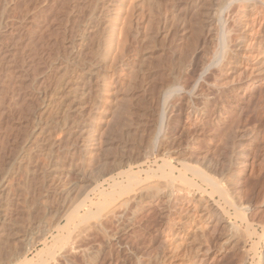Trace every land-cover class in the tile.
<instances>
[{
  "label": "bare ground",
  "instance_id": "6f19581e",
  "mask_svg": "<svg viewBox=\"0 0 264 264\" xmlns=\"http://www.w3.org/2000/svg\"><path fill=\"white\" fill-rule=\"evenodd\" d=\"M0 264H264V0H0Z\"/></svg>",
  "mask_w": 264,
  "mask_h": 264
},
{
  "label": "rangeland",
  "instance_id": "374dc122",
  "mask_svg": "<svg viewBox=\"0 0 264 264\" xmlns=\"http://www.w3.org/2000/svg\"><path fill=\"white\" fill-rule=\"evenodd\" d=\"M184 133V132H183ZM183 133L181 134V138L182 139H180V141L179 142H183V141H185V135L183 136ZM184 138V139H183ZM183 140V141H182ZM35 152H37V153H35ZM41 154V155H40ZM40 155V156H39ZM45 154L43 153V152H38L37 150H34V152H32V160H35L36 159V161H39V163L41 162V163H45L46 162V156H44ZM36 156L37 158H34V157ZM45 159V160H44ZM40 163V164H41ZM25 168H26V165L24 166ZM24 170H26V169H24ZM36 171H35V173H34V177L32 178V179H34L35 180V182H34V180H32V182H28V184L26 185V184H24L23 186L24 187H20V189H21V191H20V189H19V192L18 193H21L20 195V197H19V195H18V197L19 198H17V200L16 201H19V202H14L13 203V206L14 205H16V207L15 208H17V210L16 211H18L17 212V214L19 213L20 214V216H23V215H25L28 211L27 210H29V208L31 207V208H33V210H34V212H37L38 214H41L42 212H43V209H44V204L46 203L47 205V207L50 205V206H53L54 205V203H56V197H53V196H51V198H50V196H47L46 195V192H45V190L46 189H44L45 187H43V185L41 186V173H40V170H39V168L37 167L36 169H35ZM39 175V176H38ZM40 178V179H39ZM38 179V180H37ZM40 180V181H39ZM63 180V182L64 183H66L67 185H70V186H72L73 185V183H75V182H73V181H75L74 179H68V178H66L65 179V177H64V179H62ZM71 180H73V181H71ZM69 182H70V184H69ZM72 183V184H71ZM34 185V186H33ZM27 186H28V188H27ZM30 186H31V188H30ZM35 187V188H34ZM34 188V189H33ZM28 189V190H27ZM31 189H33V192H32V190ZM38 191V192H36V191ZM29 191V192H28ZM31 191V192H30ZM40 191V192H39ZM45 193V194H44ZM34 194V195H33ZM38 197H37V196ZM46 195V196H45ZM22 196H23V198H22ZM34 197V200H33V198L32 197ZM44 196V198H42ZM24 197H26V198H24ZM45 197H47V198H45ZM55 199V202L53 203L52 202V200H53V198ZM22 198V199H21ZM28 198V199H27ZM32 198V199H31ZM48 198H50V201H48L49 199ZM18 199H20V200H18ZM27 199V200H26ZM39 200V202L37 201V200ZM29 200V201H28ZM54 201V200H53ZM27 202H29V203H26ZM47 202H49V203H47ZM21 203V204H20ZM23 203V204H22ZM37 203H39L38 204V206H37ZM25 204H26V206H25ZM43 204V205H42ZM29 206V207H28ZM42 206V207H41ZM22 207H24V208H22ZM36 207H37V209H36ZM41 207V208H40ZM22 210H21V209ZM20 209V210H19ZM41 210H42V212H41ZM45 211V215L47 214L46 213V211H47V209H46V207H45V209H44ZM44 212L42 213L43 215H44ZM41 214V215H42ZM44 215V216H45ZM24 217V216H23ZM31 221V222H30ZM30 221H28V220H26V222L24 221V225H29L28 227L29 228H36V226L34 227V225H36L37 224V220L35 219V218H33L32 220L30 219ZM36 223H34V222ZM28 222H30V223H28ZM32 222H33V226L31 227L30 225H32ZM25 223H27V224H25ZM26 226V227H27ZM27 227V228H28ZM157 244H154V246H156Z\"/></svg>",
  "mask_w": 264,
  "mask_h": 264
}]
</instances>
